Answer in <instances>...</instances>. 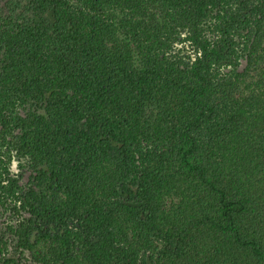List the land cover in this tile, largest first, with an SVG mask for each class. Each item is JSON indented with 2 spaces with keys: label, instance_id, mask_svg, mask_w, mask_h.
Here are the masks:
<instances>
[{
  "label": "trees",
  "instance_id": "16d2710c",
  "mask_svg": "<svg viewBox=\"0 0 264 264\" xmlns=\"http://www.w3.org/2000/svg\"><path fill=\"white\" fill-rule=\"evenodd\" d=\"M23 5L0 155L33 172L0 173V264H264V0Z\"/></svg>",
  "mask_w": 264,
  "mask_h": 264
},
{
  "label": "rangeland",
  "instance_id": "374dc122",
  "mask_svg": "<svg viewBox=\"0 0 264 264\" xmlns=\"http://www.w3.org/2000/svg\"><path fill=\"white\" fill-rule=\"evenodd\" d=\"M24 0H0V16L10 17L18 16L21 9H24ZM183 34L180 35V41L173 42L168 50V54L172 60L188 62L193 56V48L187 41H183ZM0 173H3V167L6 166L10 174L19 180L22 187L27 188L30 185V175L33 167L26 158H18L17 156L0 155ZM4 176V175H3ZM13 200L10 196L0 193V228L14 223L17 215L14 209Z\"/></svg>",
  "mask_w": 264,
  "mask_h": 264
}]
</instances>
